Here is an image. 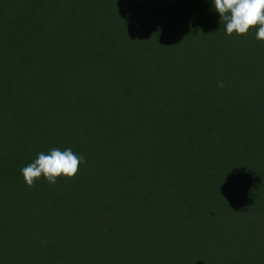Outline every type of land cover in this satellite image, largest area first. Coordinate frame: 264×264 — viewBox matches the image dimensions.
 <instances>
[{"label":"trees","instance_id":"1","mask_svg":"<svg viewBox=\"0 0 264 264\" xmlns=\"http://www.w3.org/2000/svg\"><path fill=\"white\" fill-rule=\"evenodd\" d=\"M52 148L78 174L28 187ZM0 264H264L255 29L212 0H0Z\"/></svg>","mask_w":264,"mask_h":264},{"label":"clouds","instance_id":"2","mask_svg":"<svg viewBox=\"0 0 264 264\" xmlns=\"http://www.w3.org/2000/svg\"><path fill=\"white\" fill-rule=\"evenodd\" d=\"M212 3L226 35L245 36L255 29L256 39L264 41V0H212ZM217 87L223 89L224 81H218ZM83 162L84 157L71 148H52L47 154L38 153L20 172L28 187L35 186L41 178L55 184L60 178L73 179Z\"/></svg>","mask_w":264,"mask_h":264}]
</instances>
